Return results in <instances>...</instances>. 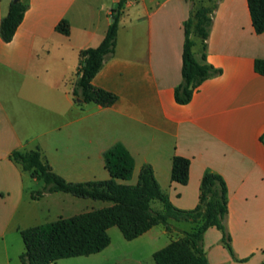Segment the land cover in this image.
I'll return each mask as SVG.
<instances>
[{
  "label": "crops",
  "instance_id": "obj_1",
  "mask_svg": "<svg viewBox=\"0 0 264 264\" xmlns=\"http://www.w3.org/2000/svg\"><path fill=\"white\" fill-rule=\"evenodd\" d=\"M13 1L0 0V27ZM119 1L22 0L28 10L13 41L0 36V244L5 249L0 264H22L24 252L11 257L9 245L20 242L22 231L45 225L38 224L45 214L57 212V221L112 206L61 192L33 199L45 184L11 161V153L38 149L67 182H101L111 178L105 154L117 145L135 161L131 179L117 183L136 185L142 168L151 166L180 210L198 206L206 173L220 175L228 189L226 229L212 225L205 233L206 262L264 264V76L255 69L256 61L264 60V34L254 31L248 1H127L115 55L92 82L117 101L111 107L79 106L73 89L81 52L101 45ZM201 7L213 8L205 63L220 74L197 88L190 103L179 105L175 90L183 81L185 23ZM63 21L69 35L57 31ZM191 39L195 58L203 63V43L194 33ZM175 157L190 160L187 185L172 181ZM79 200L89 207L83 210ZM157 203L153 207L161 211ZM191 226L175 223L181 231ZM109 235L110 246L86 260L108 261L113 236L119 241L123 236L117 227ZM130 244L141 254L120 260L205 264L188 238L162 225Z\"/></svg>",
  "mask_w": 264,
  "mask_h": 264
},
{
  "label": "trees",
  "instance_id": "obj_2",
  "mask_svg": "<svg viewBox=\"0 0 264 264\" xmlns=\"http://www.w3.org/2000/svg\"><path fill=\"white\" fill-rule=\"evenodd\" d=\"M129 0H120L111 12V24L103 42L97 48L81 52L80 65L74 84L73 96L79 105L95 103L111 107L117 97L93 86V79L104 64L115 55L122 9ZM193 1V0H191ZM254 31L264 34V0H247ZM28 7L12 2L8 15L2 20L0 36L3 42L11 43L23 23ZM213 8L201 7L185 23L183 48V81L175 90L179 105L191 102L194 92L205 81L220 74V71L205 63L206 41L212 26ZM57 31L70 34L67 21L57 26ZM194 33L203 43V63L196 60ZM256 72L264 76V60H257ZM264 143V135L261 138ZM10 160L22 167L32 178L43 181L45 188L32 194L37 200L52 193H66L80 199H91L112 203L111 207L83 213L71 218H61L53 223L22 231L25 252L21 254L22 264H56L59 260L88 257L103 252L111 244L109 230L117 227L125 240L134 241L155 226L162 225L167 232H178L188 238L197 248L205 264L203 241L212 226L225 230L228 211V189L224 179L215 173H206L201 183L198 206L193 210H180L170 201L159 186L151 166H144L136 185H123L117 180L129 181L133 175L135 161L127 149L117 145L105 154V166L110 180L101 182L69 183L53 172L41 152L14 151ZM190 160L175 157L172 167V181L181 185L189 182ZM159 202L163 209L157 211L153 204ZM175 223H190L189 230H179Z\"/></svg>",
  "mask_w": 264,
  "mask_h": 264
},
{
  "label": "rangeland",
  "instance_id": "obj_3",
  "mask_svg": "<svg viewBox=\"0 0 264 264\" xmlns=\"http://www.w3.org/2000/svg\"><path fill=\"white\" fill-rule=\"evenodd\" d=\"M43 191V190H42ZM41 192V191H39ZM69 197L73 198V196L68 195ZM41 199V198H40ZM79 201H83L82 203L83 206V210H86L87 208V204L88 202H86V200H79ZM89 203H94L92 202V200H89ZM99 201H96V203ZM159 204V203H157ZM89 207V206H88ZM66 212L70 213V208H65ZM80 212V211H78ZM66 213V214H68ZM57 216V212L52 213V215H44L43 218L38 221L40 223L38 224H46L49 222H53L56 220ZM113 250L111 251L110 257L108 259V261H103V263H96L93 260H86V257L81 258V259H77V258H72V259H63V260H59L56 264H135L134 262L131 261H124V260H120V258L122 259V257L126 254H133L135 256H138L141 254L140 250L136 249L134 246H132V244H130L129 241L125 240L124 237L122 236V241H119L116 237L113 236ZM19 243H14L12 245H9V251L11 254V257H14L15 254H17V252L23 251L25 252V245L23 243L22 238L19 239ZM4 247L3 245L0 244V262L3 261L5 259V255H4ZM90 257V256H88Z\"/></svg>",
  "mask_w": 264,
  "mask_h": 264
},
{
  "label": "water",
  "instance_id": "obj_4",
  "mask_svg": "<svg viewBox=\"0 0 264 264\" xmlns=\"http://www.w3.org/2000/svg\"><path fill=\"white\" fill-rule=\"evenodd\" d=\"M19 0H14V2H18Z\"/></svg>",
  "mask_w": 264,
  "mask_h": 264
}]
</instances>
